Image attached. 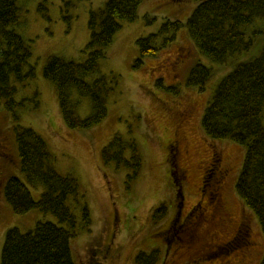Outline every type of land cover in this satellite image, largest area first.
Segmentation results:
<instances>
[{
	"label": "rangeland",
	"instance_id": "374dc122",
	"mask_svg": "<svg viewBox=\"0 0 264 264\" xmlns=\"http://www.w3.org/2000/svg\"><path fill=\"white\" fill-rule=\"evenodd\" d=\"M105 1L18 0L20 17L11 29L30 46L31 56L24 71L31 67L33 77L21 83L14 82L13 98L18 106L12 113L3 108L0 101V123L9 150L8 158L0 160L3 175H7L0 186V251L5 232L10 228L25 233L38 221L59 225L53 215L37 209L16 215L3 197V185L10 176L18 178L35 201L43 190L41 186H30L19 171L13 129L20 126L31 128L42 137L59 174L71 175L77 180V194L67 200L76 217L77 235L70 240L74 264H134L138 253L155 249L160 252L156 264H259L264 251L260 226L234 190L244 148L228 140L208 138L201 129L200 120L221 78L236 63L257 57L261 52L264 18H256L243 28L246 38L252 39V46L247 52L233 55L232 63L225 68L200 54L187 33L186 21L203 0H144L134 21L120 22L111 45L98 62L97 71L87 77V81H92L105 76L110 82L112 91L107 98L105 119L89 130H70L62 122L55 88L44 78L43 68L48 55L76 62L86 59L89 12L101 8ZM150 18L153 21L148 22ZM167 19L183 25L155 56L147 57L139 69H133L132 64L138 56L136 40L157 33ZM161 42L162 36H159L155 45ZM197 63L212 69L203 91L185 86L189 70ZM157 79L165 87H176L178 93L157 88L154 85ZM72 95L78 101L77 114L86 117L90 113L89 100L77 96L75 91ZM262 124L264 126V112ZM116 133L133 138L143 157L140 175L129 189L125 188L124 172L115 171L111 164L104 165L100 158L101 149ZM181 135L184 137L181 145L172 147V140ZM168 148L174 153L172 159L177 169L183 214L200 198V166L209 160L212 151L221 153V164L229 169L222 185L223 199L237 219L242 208L249 226L253 249L247 258L241 257L238 247L232 249L222 242L226 241L221 239L223 232L214 236L211 229L202 230L205 243H193L178 255L174 251L178 240L168 245L157 235L172 212L167 203L174 192L166 161L170 155ZM83 203L89 210V232L81 228ZM162 203L167 204V215L153 224L152 209ZM232 241L239 242L237 237ZM218 242L220 246H215ZM179 255L182 256L177 258Z\"/></svg>",
	"mask_w": 264,
	"mask_h": 264
},
{
	"label": "trees",
	"instance_id": "16d2710c",
	"mask_svg": "<svg viewBox=\"0 0 264 264\" xmlns=\"http://www.w3.org/2000/svg\"><path fill=\"white\" fill-rule=\"evenodd\" d=\"M198 1V0H194ZM144 0H106L98 10H91L88 17L90 38L85 46L87 57L76 62L57 55H48L43 76L55 88L59 113L63 124L70 130H89L101 123L107 114V98L112 91L105 76L92 81L87 77L98 69L120 28V22H132L137 17L139 6ZM18 0H0V101L8 112L18 106L14 100V82L21 83L33 77L30 67L24 71L31 56L30 46L11 26L20 17ZM256 18H264V0H203L192 11L186 21L187 33L200 54L222 67L232 63V56L249 51L252 39L246 38L244 27ZM153 21L152 18L148 22ZM177 20H165L157 33L136 40L138 56L132 64L139 69L144 59L155 56L160 47L172 41L182 27ZM162 36L159 46L157 37ZM212 76V69L201 63L188 72L185 86L203 91ZM157 88L177 94V88L165 87L160 79ZM87 98L90 113L81 118L76 112L78 101L72 92ZM264 45L257 57L235 64L214 89L201 116L203 133L212 140H228L244 148L240 171L234 190L244 207L251 211L260 226L264 238ZM14 141L19 159V171L27 183L41 186L38 200H34L27 187L16 177H9L3 186V197L11 211L22 215L37 209L51 214L58 224L38 221L32 230L21 233L16 228L5 232L0 251V264H74L70 240L77 235L76 217L67 205L70 196H76L77 180L71 175L59 174L54 167V158L47 144L33 129L16 126ZM167 156L169 174L174 188L167 203L174 208L181 196L172 159V149ZM100 158L104 165L111 164L115 171L124 172L125 188L140 175L143 157L136 141L130 136L116 133L101 149ZM174 204V205H173ZM167 204L152 209L153 224L161 222L167 215ZM82 229L90 231L89 210L85 203L80 208ZM63 224V226H60ZM65 225V227H64ZM160 252L138 253L134 264H156ZM259 264H264V251Z\"/></svg>",
	"mask_w": 264,
	"mask_h": 264
},
{
	"label": "flooded vegetation",
	"instance_id": "af4514ba",
	"mask_svg": "<svg viewBox=\"0 0 264 264\" xmlns=\"http://www.w3.org/2000/svg\"><path fill=\"white\" fill-rule=\"evenodd\" d=\"M3 133L4 128L0 123V160L7 159L9 156L6 137ZM182 137L181 135L179 138L172 140V147H174V144L175 148L180 146L184 140V137L183 139ZM221 162V153L212 151L209 160L200 166V198L185 214L182 213L183 200L181 198L180 203L172 208L169 217L164 221L165 224L162 230L157 233L160 239L165 240L167 244L178 240V246L174 249L176 255L181 254L193 243L201 242V244H204L205 240L202 235V230L205 229H211L214 233L212 235L214 236L215 234L220 235L219 233L223 232L224 235L221 239H225L226 241L222 242L228 244L227 247H231L232 249L238 247L242 258H247L250 255V250L253 249L249 226L245 214L242 213V208H240L237 219L230 209L227 208L223 199L222 185L228 175L229 169L222 166ZM4 178H7V175H3V168L0 165V186H2L3 183L1 184V182ZM211 180L213 181L211 182ZM207 230L203 232L206 233ZM179 233L182 235L181 237L178 235ZM234 237H237L239 242H233L232 239ZM215 246H220V243H216ZM181 256L179 255L177 258Z\"/></svg>",
	"mask_w": 264,
	"mask_h": 264
}]
</instances>
